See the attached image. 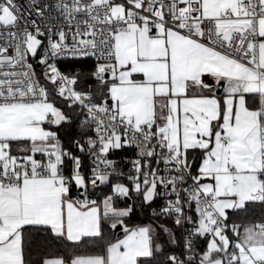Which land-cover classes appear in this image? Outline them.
<instances>
[{
	"label": "snow or ice",
	"instance_id": "6c2138e0",
	"mask_svg": "<svg viewBox=\"0 0 264 264\" xmlns=\"http://www.w3.org/2000/svg\"><path fill=\"white\" fill-rule=\"evenodd\" d=\"M0 264H264V0H0Z\"/></svg>",
	"mask_w": 264,
	"mask_h": 264
},
{
	"label": "trees",
	"instance_id": "16d2710c",
	"mask_svg": "<svg viewBox=\"0 0 264 264\" xmlns=\"http://www.w3.org/2000/svg\"><path fill=\"white\" fill-rule=\"evenodd\" d=\"M71 65H72V62H69L67 66L69 70H71ZM118 203L120 206H125V204H128L125 200H121ZM132 203L133 201H131V204ZM254 211H255V215L259 216L260 209L257 208ZM149 216H150V213H145L143 211L138 210L134 213L132 217H130L129 224L130 226H135L140 223H147ZM107 231L109 232V238L112 239L113 241L120 237V234H116L114 230H107ZM104 243L105 241H102L99 238H94V242H90L83 250L88 251V252H98L102 250ZM43 247H44V244L41 243V248ZM47 247L52 251L56 250V246L52 244L51 242L48 243ZM41 248H33L34 258L39 255Z\"/></svg>",
	"mask_w": 264,
	"mask_h": 264
},
{
	"label": "built area",
	"instance_id": "2783aa9c",
	"mask_svg": "<svg viewBox=\"0 0 264 264\" xmlns=\"http://www.w3.org/2000/svg\"><path fill=\"white\" fill-rule=\"evenodd\" d=\"M21 2H23V0H21ZM69 62H71V61L64 62L62 65H59V66L62 67V70L70 71V70L67 68ZM37 71H40L39 67L37 68ZM125 167H127V165H125Z\"/></svg>",
	"mask_w": 264,
	"mask_h": 264
},
{
	"label": "water",
	"instance_id": "95a60500",
	"mask_svg": "<svg viewBox=\"0 0 264 264\" xmlns=\"http://www.w3.org/2000/svg\"><path fill=\"white\" fill-rule=\"evenodd\" d=\"M126 202H127L128 204H131V201H126ZM114 232H115L116 234H121L122 230L119 229V228H117V229L114 230Z\"/></svg>",
	"mask_w": 264,
	"mask_h": 264
},
{
	"label": "crops",
	"instance_id": "0c3cea01",
	"mask_svg": "<svg viewBox=\"0 0 264 264\" xmlns=\"http://www.w3.org/2000/svg\"><path fill=\"white\" fill-rule=\"evenodd\" d=\"M222 94V93H221ZM121 207H123V206H121ZM122 236H123V231L121 232V234H120V237L119 238H122Z\"/></svg>",
	"mask_w": 264,
	"mask_h": 264
}]
</instances>
